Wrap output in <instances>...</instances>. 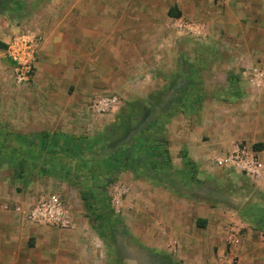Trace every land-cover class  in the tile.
I'll list each match as a JSON object with an SVG mask.
<instances>
[{"label":"crops","instance_id":"obj_1","mask_svg":"<svg viewBox=\"0 0 264 264\" xmlns=\"http://www.w3.org/2000/svg\"><path fill=\"white\" fill-rule=\"evenodd\" d=\"M150 1L46 0L45 21L41 28L44 39L38 55L40 62L31 83L46 97L44 102L35 101L36 111L29 113V120L18 124L15 130L23 137L37 138L34 141L37 144H40L43 135L48 139L43 152L40 145L35 147L37 169H34L32 177L26 179L18 175L19 178L14 179L13 174L5 176L0 172V264H114L116 260L110 257V253L108 255V251L117 254L119 249L112 237L115 232L117 234V227L122 221L120 218L124 220L126 229L123 234L121 231L118 233L124 236L125 245L131 243L130 249L161 256L167 252L169 258H163L164 264H178L175 254L170 253L180 250L188 252L189 264H221L220 260H216L214 250L219 247L225 253L229 238L228 218L212 206L208 189L206 193L209 196L198 189L199 186L201 189L210 182L214 183L209 179L212 173L218 170L221 173L224 169L217 166L215 160L225 156L236 141L242 139L251 145L260 143L264 147V85L255 89L243 84L244 87L235 95L237 99L227 96L220 99L217 96L216 101L224 100L221 107L225 105L219 118H216V121L219 120L218 131L213 129L212 120L208 131H195L196 125L191 119L195 111L191 108L197 103L186 106V100L182 102L179 94L172 100V105L184 104L185 107L180 109V113L178 111L167 118L168 123L165 122L169 128L166 131L169 143L167 155L170 158L168 167L155 169L149 162L139 173L132 170L121 172L115 181L108 184L106 195L99 189L97 180L87 175L86 169L97 167L102 164L103 158L116 152V148L106 155L98 152L101 151L98 145L105 141L111 143L110 134L109 139H105L108 136L103 131L104 136L99 134L96 141H90L81 130L66 131L62 126L63 123L79 121L76 117L79 109L83 110L84 116L90 113L89 104L95 95L107 93L112 96L116 93L128 100L133 95L128 93L143 96L146 89V93L154 98L153 94L157 95L155 91L165 90V75L179 74V68L178 73L174 70L178 67V60L184 56L182 41L187 39L190 49L195 45L192 39L200 40L205 48L210 47L204 52L193 48L191 54L194 58L208 57L217 47L222 65L231 73L245 74L250 66L264 71V0H206L204 19L201 15L203 22L192 25L184 23L181 17L174 18L175 25H183V28H176L172 35H168L166 30L170 27L168 20L150 15L149 11L159 5L157 0ZM167 16H170L169 13ZM187 25L201 38L190 34ZM19 30L0 14L1 43L8 45ZM184 33L185 36H182ZM38 34L41 35L40 32ZM5 50L0 48L1 83L9 82L6 68L13 67L9 59L5 60ZM150 60L156 65L153 70H147L146 75L155 77L144 80L145 87L130 88L128 84L135 83L133 76L143 74ZM150 80L153 83H149ZM64 81L69 86L57 88L55 84ZM217 87L221 89L222 86ZM229 87L233 90V85ZM71 90L75 100L71 108L74 109L73 114L69 106L63 110L65 104L61 102L68 99ZM163 101L164 105L169 103L165 96L157 102L147 100L150 108L163 105ZM184 109L189 113H182ZM89 118L83 119L87 121ZM139 123L134 124L125 144L127 141L131 143L136 133L150 130V123ZM77 135L90 146L98 144L93 148V159L96 161L85 164L84 160L88 161L90 157L83 158L80 153L83 154L90 146L82 145L84 149H79L83 141H76ZM260 154L264 163V149ZM184 155L189 160V166L185 165ZM197 174L203 176L197 178ZM13 180L19 188L18 194L9 187ZM84 181L87 184L79 190ZM120 188L127 189V193L124 194V207L117 213L112 200ZM58 190L72 210L73 229L38 226L26 221L13 208H4L5 204L16 202L27 207L41 193ZM84 195L89 196L88 202ZM99 220L107 226L102 228ZM247 239L241 248L235 250L237 255H242L246 249H255L250 248L251 243L246 244ZM119 241L122 242V239L119 238ZM151 258L148 256L135 264H156ZM127 259L124 264H133Z\"/></svg>","mask_w":264,"mask_h":264},{"label":"rangeland","instance_id":"obj_2","mask_svg":"<svg viewBox=\"0 0 264 264\" xmlns=\"http://www.w3.org/2000/svg\"><path fill=\"white\" fill-rule=\"evenodd\" d=\"M205 1L206 0H157L159 4L158 7H154V9L149 12L152 17L158 16L159 19L164 17L165 20H168L167 22H169L170 27H167L166 30L169 31L168 35H172V31H174L176 28L180 30V27L182 26L183 28V25H181L180 27L175 25L176 21L174 20V18L171 16H167L169 11L171 9L178 10L179 12H181V19L184 23L199 25L201 22H203L202 19H204L203 14L205 10L203 9ZM150 2L156 1L151 0ZM45 3L46 0H0V14L3 15V18L12 21V24L14 26L19 27V31L29 30L36 33L40 32L41 36L44 39V34L41 31V28L45 21ZM201 15L203 17L202 19ZM182 36H185V33ZM191 41L195 44V47L193 46L192 49H198L199 52H204L203 50L206 51L207 49H210V47L208 48V46L205 48L204 45L199 42L200 40L196 41L192 39ZM190 46L191 45L188 43V39L185 42L182 41L181 51H184V56L180 60H178L176 64V66L178 67L174 70L176 72L179 68L180 72L177 75H165V79L163 80V82L165 81V83L169 85L166 84V87H164L165 90L163 91H155L157 95L153 94L154 98L151 97L150 93H146V89L143 96H138V93H128L131 95L133 94L128 100L114 93L112 96H118L121 103L120 107L113 113H109L110 115L108 114L105 116H95L92 113L89 104L90 113L88 112V114L84 116L83 110L79 109V112L77 111L78 114L76 113V117L77 119H79V121L76 120L70 124L63 123V129L66 131L75 130L76 132L78 130H81L82 132L87 134V137L90 138V141H96V138L100 136L99 134H103V131H105V133H108L110 132L109 129H113L114 132L111 133V138L115 140L117 136L121 135L124 132V129L122 127L124 124L122 122V117L124 116L126 109H128V104H130V102L138 101L137 104L139 105V107L145 111L147 110L146 105H148V99H154V102H157L163 100V97L165 96V99L167 98V102L169 101V103H165L164 105L163 101V105L161 104L159 107L155 106L156 108H152L150 117L151 119L164 118L167 122V118L173 116L175 113H178V111L180 113V109L182 107H185L184 104L183 106L172 105V100H174V98H178V95L180 94L182 97V102L186 100V106L194 103L196 105L197 103V105L194 106V108L192 107L193 109H191L195 111L191 117V119H193V123L196 125L194 128L195 131H208V128H210L208 125H211L212 121L214 122L212 124L213 129L215 131H218L219 122L217 121L219 120L216 121V118H219L218 116L220 114V111L221 109H223V106H225L223 105L221 107V101L224 102V100L220 99H224L225 96L231 97L232 99H237L238 97L235 95L244 87L242 86L243 84H249L250 86H252V88L261 89L264 85V79L262 81V86L257 87L255 86L253 80L248 77V75H246L248 69L256 66L248 67V69L245 70V74L231 73L229 69H226L227 67L222 65L221 62L223 61L221 60L222 58H220V51H218L217 47L212 50L213 54L209 55L208 57L203 54L205 57L202 56L199 58L197 56L196 58H194L193 54H191L192 49H190ZM5 60H7L6 57ZM54 61L57 60H53V62ZM38 62H40L39 56L37 64ZM56 64L58 66L60 65L57 62ZM171 64L172 66L174 65L173 62ZM155 65L156 63L153 60H150L149 65H147L148 69H146L145 72L140 76L134 75L133 77L135 78V83L128 84V86H130V88L142 87V85L144 87L147 86L144 80L154 78L155 76L146 75V73L149 70H153V66ZM13 67L9 66L8 68H6L7 73H9V82L5 81L3 83L2 81L1 83L0 80V172H2V174H4L5 176L13 174L14 179L19 178L18 175L23 178L29 179L30 177H32V174L35 173L34 169L35 165H37L35 163V160L37 158L36 150L34 147L33 150L30 151L31 149L28 150L25 145H20L17 143V139L23 137V135L19 134L15 130V127L18 124L20 125L21 122L23 123L25 121H28V114L31 112H35L37 109L35 101L39 100L42 102L43 98L46 96L41 92H38L39 89L36 88V85L29 84L25 86H18L16 83ZM37 72L38 65L36 68V73ZM138 81L140 83H138ZM152 81L153 80H150L149 83ZM55 85L57 86V88H66L69 86V84L65 81L61 84ZM229 85H233V90L229 89ZM154 86L157 85L154 84ZM217 86L222 87L221 89H219ZM72 90L69 96H67L68 99L61 101L65 104L63 110H66V107L69 106L68 109H70L69 111L71 112V114L74 113V109H71L72 103H75V100L72 99L74 93V91ZM235 90L237 91L235 92ZM106 94L107 93H103L102 95H95L92 97V100L100 96H111ZM217 96L220 97V99H217L216 101L215 98ZM137 97H139L138 100H136ZM61 107L62 106H60V108ZM186 109L182 110V113L186 112ZM148 110L150 111V109ZM187 113L189 112L187 111ZM184 114L186 115V113ZM88 117H90L89 120L84 121V119ZM101 117H105L106 119L102 122L100 121L102 119ZM118 122L122 123L118 125ZM82 123L86 124L82 125ZM67 125L68 128H66ZM166 125L164 126V131L162 133L165 137V149L168 150L169 143L166 131L169 128ZM139 128H141V126ZM138 133L135 134V137H137ZM148 135H151V132H149ZM75 137H77V140L79 139V135ZM80 137L83 138L82 136ZM32 139L35 140L36 138ZM24 140L25 139H22V141ZM234 144V147L226 154L231 152L237 145L242 144L243 146H248L253 151L258 152L261 160H263L262 155L260 154V151L264 149L263 144L255 143L251 145L248 143V141L242 139H240V141H236ZM126 145L129 146L132 145V143H130V141H127ZM97 147L99 148L98 150L102 151L98 152L105 155L115 149V147L113 148L109 143L107 147L103 145H98ZM31 152L32 155H30ZM32 158H34V163H32ZM144 165L145 164H143V167ZM196 176L198 178L199 176L203 175L199 174L198 176L197 174ZM209 179H211V181H213L214 183L210 182L209 185L207 184L201 189L199 186L198 190L201 193L206 194L207 196L211 195L213 203L212 206L221 210L223 214L228 218L229 223V238L227 246L225 248V253L224 250L221 252L219 247H216V249L214 250V253L216 254V260H220L221 264H264V192L253 186L251 181L246 176L241 175L228 168H224L221 173L219 170L217 172H214V174L212 173V176ZM85 182L86 181H84V185H81L79 187V190H82L85 184H87V182ZM9 187L10 189H15V194L19 193V188L16 186L15 180H13L11 184H9ZM206 190L209 195L206 193ZM55 192L63 196V194L60 193L61 191L58 190ZM62 198L64 199V197ZM112 215L115 214H113L112 212ZM120 220L122 221L119 222V226L117 227V234H115V232L112 237L113 241L115 240L114 242L116 246H118L117 248L119 249H117V254H115L111 250L108 251V255L110 253V257L116 260V263L114 264H124L127 257V261H131L133 262V264L137 263V261L138 263H141V260H143V258H148V256L153 258H151L152 262H156V264H164L163 258H169L167 252H164L165 255L163 254L162 256L159 254L152 255L147 251L141 252L135 249H130L131 243L128 241V244L125 245V241L123 242L124 236L122 237V234L123 232H125L126 225L122 218H120ZM100 223L102 228L107 226V224L103 223L102 221H100ZM118 231H121L122 234L118 233ZM248 235L250 236L247 239ZM119 238L122 239V242L119 241ZM236 238L240 240V243L233 245L231 241L235 240ZM246 239L248 240L246 244L251 243L250 248L255 247V249H246L244 253L242 251L241 254H243L239 256L237 255V252L235 250L241 248ZM170 254H175L174 257L178 259L177 261H175L176 263L189 264L188 252L184 253L180 250L178 252L176 251ZM202 260L204 261V259ZM252 261H255L256 263H253Z\"/></svg>","mask_w":264,"mask_h":264},{"label":"built area","instance_id":"obj_3","mask_svg":"<svg viewBox=\"0 0 264 264\" xmlns=\"http://www.w3.org/2000/svg\"><path fill=\"white\" fill-rule=\"evenodd\" d=\"M186 29L197 39L201 38L195 34L188 25ZM43 37L33 31L21 30L14 33L11 41L5 50V57L13 63L15 79L18 86H25L32 83L36 75L37 60L40 52ZM246 75L250 77L255 86L261 87L264 79V71L253 67L248 69ZM118 96H100L94 98L90 103V109L95 116H105L113 113L120 107ZM220 168H228L246 176L253 186L264 192V163L258 152L253 151L248 146L237 145L231 152L218 158L214 162ZM127 189L120 188L112 200L113 208L118 213L124 207V196ZM125 194V195H124ZM6 210H13L24 217L32 224L56 228L59 230H70L75 228L72 210L62 199L61 194L41 193L35 202L29 206L21 203L5 204ZM239 239L232 240L231 243H239Z\"/></svg>","mask_w":264,"mask_h":264},{"label":"trees","instance_id":"obj_4","mask_svg":"<svg viewBox=\"0 0 264 264\" xmlns=\"http://www.w3.org/2000/svg\"><path fill=\"white\" fill-rule=\"evenodd\" d=\"M169 15L173 18H180L182 16L181 12L175 9H171L169 11ZM6 47L7 45L0 42V48L6 49ZM146 109L147 110L144 111L136 103L129 105L128 109H126L124 116L122 117V122L124 123L122 127L124 129V132L121 135L117 136L115 140L111 138L112 137L111 133L114 132L113 129H109L110 132L105 133L106 136H108L105 137V139L106 138L109 139V134H110V141H111L110 144L112 145L113 148L114 147L116 148V152L112 153L111 155L109 154L107 157L103 158L101 161L102 164L98 165L97 167L91 166L88 167V169H86V172L88 173L87 175L90 174L92 178L97 180V183L99 184V189H101L102 193L105 195H106L105 191L107 192L108 184L115 181L114 179H116L117 175L120 174L121 172L132 170L134 172L139 173L143 170V164H147L149 162L150 165L155 169L159 167L167 168L169 165L170 158L167 155L168 154L167 149H165V145H166L165 137L163 136L162 133L164 131L166 120L164 118L151 119L150 114L152 113L151 112L152 108L146 105ZM148 109H150V111ZM142 121L146 122V124L150 123L149 124L150 130L149 131L142 130L137 134V137L133 138L131 142L132 145L129 146L126 145L124 141L129 138L128 136L130 135L134 124ZM121 123L118 122V125H120ZM146 132L148 133L151 132V135H148V133ZM22 139L25 140L22 141ZM47 139H48L47 136L43 135L40 139V144H37L34 142L35 140L33 139L27 137L26 138L21 137L17 139V143L20 145L22 144L25 145L26 148H28V150L36 147V145H40L41 147L40 150L41 152H43L46 147ZM75 140L81 142L83 141V144L81 143L79 145V149L83 148L82 145L86 146L87 144L88 146H90L88 143H85L84 139L81 140L75 139ZM97 145H98L97 143H94L93 146H90L88 149H85L87 151H85L83 154L80 153V155L83 158L90 157L89 158L90 160L88 161L84 160V162H86L85 164H87V162H92L95 159V155L93 154L94 152L93 148ZM101 145L103 146L106 145L107 147L108 142L105 141ZM185 157L186 155H184V158ZM185 165L186 166L190 165L189 160L187 158H185ZM88 197L89 196L84 195V199L87 202L89 200ZM89 206L90 209H92L91 204Z\"/></svg>","mask_w":264,"mask_h":264}]
</instances>
